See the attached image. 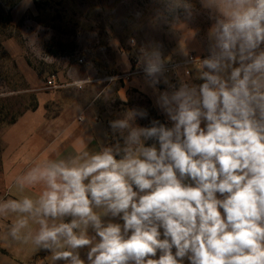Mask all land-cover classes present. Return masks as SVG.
<instances>
[{"label": "clouds", "instance_id": "9594fccd", "mask_svg": "<svg viewBox=\"0 0 264 264\" xmlns=\"http://www.w3.org/2000/svg\"><path fill=\"white\" fill-rule=\"evenodd\" d=\"M200 5L213 23L194 77L186 70L171 84L160 47L141 48L171 126H138L147 111L128 109L109 122L122 144L90 152L88 136L74 155L33 163L14 185L39 194L0 199V217H14L6 238L52 264H264V0ZM181 10L190 19L191 0H163L157 19Z\"/></svg>", "mask_w": 264, "mask_h": 264}, {"label": "rangeland", "instance_id": "374dc122", "mask_svg": "<svg viewBox=\"0 0 264 264\" xmlns=\"http://www.w3.org/2000/svg\"><path fill=\"white\" fill-rule=\"evenodd\" d=\"M191 3L190 19L181 10L165 23L157 19L163 0H0V156L1 135L36 107L39 92L47 91L48 79L57 76L63 61H72L83 77L108 84L123 82L124 54L132 72L145 75L141 48L149 44L160 47L169 59L166 66L182 65L191 56L206 58L194 53L193 42L186 40V31L197 28L192 20L202 17L200 0ZM25 7L18 21L13 15ZM194 68L165 75L177 81L181 71ZM143 106L146 126L152 120L162 123L146 102Z\"/></svg>", "mask_w": 264, "mask_h": 264}, {"label": "crops", "instance_id": "0c3cea01", "mask_svg": "<svg viewBox=\"0 0 264 264\" xmlns=\"http://www.w3.org/2000/svg\"><path fill=\"white\" fill-rule=\"evenodd\" d=\"M198 9L201 10L202 17L192 20V25L197 28L186 31V40L193 42L190 49L194 53L207 56L208 30L213 21L200 4ZM23 11H27V7L15 12L13 17L19 21ZM120 71L125 75L121 78L122 83L111 81L101 84L102 81L97 77H83L79 74L72 61L60 63L57 76L48 79L54 80L57 88L39 92L36 107L24 112L1 135L3 150L0 156V199L38 195L39 187L19 192L14 185L16 177L44 158L57 159L74 155L88 136L94 137L87 146L90 152L97 151L100 146H113L118 142L122 144V138L118 133L113 134L109 122L122 118L128 109L145 110L143 105L146 102L161 121L171 126L167 117L156 106V93L146 83L145 75L134 74L128 61L127 64L123 62ZM190 71L194 77L195 68ZM183 74L181 71L179 78ZM165 76L171 84L178 86L179 78L175 81L170 75ZM80 79L90 82L83 88L72 86ZM192 82L202 83L195 79ZM157 88L164 91L168 85L162 80ZM136 124L146 126L145 119L138 118ZM13 220V216L0 217V264H52L50 253L36 250L30 242H16L6 238V226ZM114 222L121 221L117 219ZM32 227L38 226L33 224ZM81 257L86 258V250L81 251ZM56 264L64 262L57 261Z\"/></svg>", "mask_w": 264, "mask_h": 264}, {"label": "built area", "instance_id": "2783aa9c", "mask_svg": "<svg viewBox=\"0 0 264 264\" xmlns=\"http://www.w3.org/2000/svg\"><path fill=\"white\" fill-rule=\"evenodd\" d=\"M192 59H194V57H189L182 65H170V66H166V69H167V73H173L175 76H177V74H176V71L177 70H179L180 68H188V67H191L193 64L191 63V61H192ZM201 59H203V58H201ZM46 86H47V88L48 89H55V88H57V86H56V84H55V82H54V80H49V81H47V83H46Z\"/></svg>", "mask_w": 264, "mask_h": 264}, {"label": "trees", "instance_id": "16d2710c", "mask_svg": "<svg viewBox=\"0 0 264 264\" xmlns=\"http://www.w3.org/2000/svg\"><path fill=\"white\" fill-rule=\"evenodd\" d=\"M16 120H17V119H16ZM16 120H15V121H16ZM15 121H14V122H15ZM14 122H13V123H14ZM13 123H12V124H13ZM162 123H164V122L162 121ZM12 124H11V125H12Z\"/></svg>", "mask_w": 264, "mask_h": 264}]
</instances>
